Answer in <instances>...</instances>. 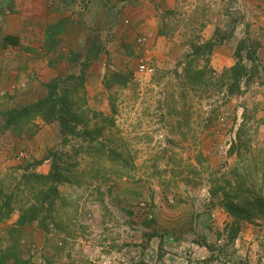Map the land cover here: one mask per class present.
<instances>
[{
  "label": "rangeland",
  "instance_id": "obj_1",
  "mask_svg": "<svg viewBox=\"0 0 264 264\" xmlns=\"http://www.w3.org/2000/svg\"><path fill=\"white\" fill-rule=\"evenodd\" d=\"M132 3L62 18L15 47L0 31V73L13 74L0 83V264H264V215L238 218L225 205L246 170L228 155L243 118L264 172V0H162L156 13L143 4L141 20ZM242 40L250 77L230 93L224 70ZM80 74L75 111L87 125L76 136L40 117L3 129V113ZM53 159L66 176L58 198L19 223Z\"/></svg>",
  "mask_w": 264,
  "mask_h": 264
},
{
  "label": "trees",
  "instance_id": "obj_2",
  "mask_svg": "<svg viewBox=\"0 0 264 264\" xmlns=\"http://www.w3.org/2000/svg\"><path fill=\"white\" fill-rule=\"evenodd\" d=\"M61 21L62 20H59L52 25H48L46 34L49 33L50 29L61 27ZM61 29L62 28H60V30ZM2 38L5 46L19 45L18 38L13 35L5 34ZM211 42L212 41H208L206 45H195V49H199V52L203 47L211 50ZM246 47V41L242 40L238 42L234 51L236 61L224 70V75H227V78L230 80V93L239 92L241 81L245 80L246 82L250 77V75H248L249 69L240 62V53ZM255 52L256 51L252 48L250 50V55L254 56ZM250 59H253V57ZM82 85L83 74L51 79L45 85L47 88L45 97L34 103L22 106L21 108H14L3 113V129L9 130L10 127H16L18 125L24 126L27 123H31L36 117H40L44 121L57 122V131L61 138L76 136L80 130L77 129V126L80 123L82 126L87 125L83 120L77 119L78 115L75 111V107L78 109L82 108V104L80 105L81 100L84 103V97L76 95L77 89L82 87ZM84 106L85 103L83 104V107ZM83 112L82 110L81 113ZM245 120L246 119L243 118L242 124L237 128L236 138L229 145L228 155L236 156L238 161L242 162V167H245L246 170L244 171L245 173H234L238 179H236V183L231 191L225 193V205L226 209L234 213L238 218L240 216L251 220V213L264 215V172L261 173V176L255 173V170L258 171V167L263 169V166L261 162H257L255 158H250L249 156L251 155V148L245 139ZM83 132L89 134L87 129H83ZM246 154H248L247 157ZM33 175L37 176L35 173H33ZM37 177L39 179L36 180L41 184L42 188L36 193V203L31 204V206L25 210V213L20 215L18 220L19 223H25L26 220L35 218H33V216L28 219L26 218V212L35 210L34 206L44 204L53 206L55 200L59 196L58 186L66 180V176L60 171L56 159H53L51 162L50 170L47 174H39ZM4 205L8 207V203H4ZM243 205L245 207H243ZM249 210L252 211L249 212ZM5 212L8 213V209H6ZM34 212L37 216L38 208ZM32 215H34V213ZM3 263L6 264L5 262Z\"/></svg>",
  "mask_w": 264,
  "mask_h": 264
},
{
  "label": "crops",
  "instance_id": "obj_3",
  "mask_svg": "<svg viewBox=\"0 0 264 264\" xmlns=\"http://www.w3.org/2000/svg\"><path fill=\"white\" fill-rule=\"evenodd\" d=\"M127 1L128 0H0V31L4 35H13L17 37L19 43H21V38L18 35L37 34L39 31L43 32L45 25L57 22L65 17L75 19L81 16H88L91 19H97L98 17H102L107 7L109 8L112 6V11L117 12L121 4L123 2L126 4ZM131 1L133 2V15L139 17L140 20L145 19L142 18V16L145 17L146 15L142 8L143 4H149L150 7L152 6L156 13L159 2H162V0ZM81 3L84 4V7L79 6ZM80 7L82 9H80ZM84 9H86V12H83ZM78 12L82 13L79 14ZM7 46L11 47L10 45ZM24 49L28 50V52L32 50L29 47ZM21 59H23V57H21ZM6 61L7 58L3 59V62ZM26 65L27 64H23L21 68L18 69L23 71V68L27 67ZM30 71H32L31 73L35 72L33 70ZM12 75L11 70H9V72L5 71L0 73V83L9 82ZM37 76L41 77L39 74Z\"/></svg>",
  "mask_w": 264,
  "mask_h": 264
},
{
  "label": "built area",
  "instance_id": "obj_4",
  "mask_svg": "<svg viewBox=\"0 0 264 264\" xmlns=\"http://www.w3.org/2000/svg\"><path fill=\"white\" fill-rule=\"evenodd\" d=\"M138 41L139 42H143L145 41V37H138ZM137 69L139 70V72H149L151 71L149 65L147 64V62L145 63L144 60H140L138 65H137Z\"/></svg>",
  "mask_w": 264,
  "mask_h": 264
}]
</instances>
